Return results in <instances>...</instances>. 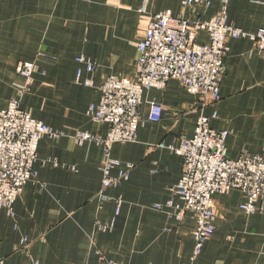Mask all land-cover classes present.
<instances>
[{"label": "crops", "instance_id": "crops-1", "mask_svg": "<svg viewBox=\"0 0 264 264\" xmlns=\"http://www.w3.org/2000/svg\"><path fill=\"white\" fill-rule=\"evenodd\" d=\"M183 1L0 0V110L18 99L16 86L25 83L17 64L46 55L52 62L37 61L44 73L33 75L20 106L67 134L40 141L37 177L16 199L14 217L0 210V264H264V203L246 214L239 209L246 201L240 191L213 195L214 234L195 260V218L186 213L177 221L154 209L172 199L182 172V158L166 147L192 137L200 116L216 115L209 125L228 132L229 157L264 155V56L248 37L228 41L217 103L205 106L177 81L144 92L135 142L110 150L122 166L132 165L119 187L101 190V146L75 140L76 134L105 136L107 125L92 122L87 111L98 103L108 77L135 80L140 25L164 13L209 21L222 10L220 0H211L209 8H185ZM225 19L254 35L264 26V0H228ZM207 42L200 32L197 43ZM79 57L94 63L96 71L86 72ZM79 70L91 87L75 83ZM152 103L162 107L158 122L148 120ZM173 202L182 207L178 199ZM110 222V231L100 230ZM23 238L26 248L18 247Z\"/></svg>", "mask_w": 264, "mask_h": 264}, {"label": "built area", "instance_id": "built-area-1", "mask_svg": "<svg viewBox=\"0 0 264 264\" xmlns=\"http://www.w3.org/2000/svg\"><path fill=\"white\" fill-rule=\"evenodd\" d=\"M220 3L221 12L209 21L173 17L168 13L151 17L138 27L140 40L136 44L135 80L110 76L99 87V101L89 106L87 115L94 123L106 124L108 130L103 138L76 134L75 140L78 144L94 142L101 146L99 172L102 191L119 187L129 178L132 165L122 166L119 160L111 157L110 150L116 144L135 142L143 123L139 110L144 92L163 90L168 82L177 81L188 94L200 98L205 106L215 104L220 100V83L224 60L229 53V40L248 37L264 56V26L254 35L245 34L226 23L228 0H220ZM182 5L185 8H209L211 0H184ZM200 32L206 34V44L197 43ZM37 61L52 62L42 54L37 56ZM37 61L17 64L16 73L25 83L16 86L18 99L0 110V210L11 218L14 217V203L24 186L37 177L33 167L40 141L43 138L55 141L67 136L35 120L20 106L19 99L31 86L33 75L44 73ZM76 62L88 73L97 69L84 57L77 58ZM81 75L82 71H77L75 83L91 87L89 80L81 81ZM161 112L159 104H150L148 120L158 122ZM215 117V114L200 116L192 137H181L178 146L158 145L180 156L183 164L180 179L171 189L172 199L165 206L156 205L154 209L177 221H182L186 213L195 218L196 227L191 234L193 260L214 234L213 195L240 191L246 201L239 209L246 214L260 211L264 203V155L229 157L226 149L228 132L215 131L209 125L210 119ZM120 168L123 169L114 176L113 170ZM175 199L182 203V207L174 204ZM119 208L120 202H117L116 215ZM112 227L113 222L99 226L103 232L110 231ZM28 245L27 239L23 238L18 247L26 248ZM107 264L116 263L109 261Z\"/></svg>", "mask_w": 264, "mask_h": 264}]
</instances>
